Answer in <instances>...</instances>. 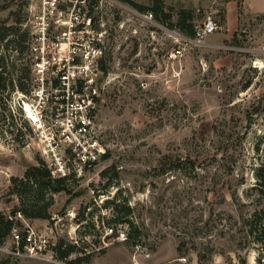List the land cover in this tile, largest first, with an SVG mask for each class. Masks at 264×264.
<instances>
[{
  "label": "rangeland",
  "instance_id": "1",
  "mask_svg": "<svg viewBox=\"0 0 264 264\" xmlns=\"http://www.w3.org/2000/svg\"><path fill=\"white\" fill-rule=\"evenodd\" d=\"M135 1L147 9L120 0L78 3L91 23L84 16L73 27L54 26L43 42L31 28L39 0H0V21L18 35L4 42V77L32 89L0 93V213L21 204L12 177L41 160L49 167L53 152L67 148L60 131L85 118L104 155L70 179L71 193L54 194L51 218H26L51 242L76 244L69 259L172 264L173 257L189 261L200 253L202 264H264V15L246 13L242 0L228 33V0L200 4L191 8L195 25L212 14L220 27L195 43L155 16L139 15L154 0ZM164 5L173 6L175 21L180 6ZM99 46L92 65L87 55ZM79 83L81 95L74 92ZM27 103L36 117L28 116ZM115 193L131 206L138 230L126 241L106 234L109 226L128 234L132 227L113 221L117 214L105 207ZM137 241L148 257L135 250ZM0 246L12 248L11 234ZM40 256L0 250V264H68L49 248Z\"/></svg>",
  "mask_w": 264,
  "mask_h": 264
},
{
  "label": "built area",
  "instance_id": "2",
  "mask_svg": "<svg viewBox=\"0 0 264 264\" xmlns=\"http://www.w3.org/2000/svg\"><path fill=\"white\" fill-rule=\"evenodd\" d=\"M90 0H39L38 10L33 12L31 21V28L33 30V38L37 40L50 39V30L54 26L68 25L73 27L74 24L85 16L86 23H91V17L86 18V14L82 17L76 6L78 3H86ZM144 19L150 20L153 17L152 11L139 13ZM219 24L212 14L206 15L204 20L199 22L195 28V35L189 40L195 43H202L203 40L214 33ZM102 54V48L93 47L90 50V54L87 58L91 61V64H97L100 55ZM93 90V89H92ZM83 93V91H82ZM77 93V94H82ZM93 94L89 97V103H94ZM90 120L85 118H76L71 120L67 128L60 131L62 142L67 145L64 153L61 154L60 149L53 152V160L51 161L49 168L52 174L56 177L67 176L73 174L74 176H81L85 169L94 167L104 155V148L99 144L98 139L91 134ZM57 148L62 146V143H56ZM66 153L69 155L66 157ZM22 223L13 228L11 232V238L13 242L12 248L7 246H0V250H6L10 253L18 256L26 257H41L40 255L46 249L54 252L55 242L49 240V235L46 231H42L32 226L30 222L21 214L17 212ZM107 235H116V238L120 241H126L129 239V234L125 230H115V227L109 226L106 228ZM147 248L143 246L140 241L135 243V250L141 252L146 257L150 255ZM182 261L187 260L186 257L180 258Z\"/></svg>",
  "mask_w": 264,
  "mask_h": 264
},
{
  "label": "trees",
  "instance_id": "3",
  "mask_svg": "<svg viewBox=\"0 0 264 264\" xmlns=\"http://www.w3.org/2000/svg\"><path fill=\"white\" fill-rule=\"evenodd\" d=\"M125 2L139 11H144L147 9L146 6H143L137 3L135 0H120ZM238 3V13L239 16L242 13V0H237ZM159 21L166 24L169 28L176 27L181 32H183L189 38H193L195 35L196 25L194 23V11L192 9L178 8L177 18L175 21H172L173 11L175 10L173 6L165 7L163 0H154L153 6L150 8ZM10 28L7 26L5 21H0V93L5 92L7 89L10 91L19 89L24 93H30L32 89L30 86L23 82H16L12 77L9 81H6L4 74L6 72V65L8 64L7 60L10 57L7 53L4 42L6 41L9 34H14L18 37L17 32L9 31ZM29 30L23 32L24 36H28ZM10 41V40H8ZM8 49V47H7ZM20 50H17V52ZM100 59L99 61H101ZM103 60L101 61V63ZM101 69L106 73V68L103 64ZM84 84L79 83L78 88L74 92L82 93ZM0 99H2L0 97ZM93 100L97 101V98L93 96ZM174 165H179L178 162H175ZM108 170L102 171V176H106ZM73 174L67 176L56 177L52 174L51 169L46 165V163L41 160L38 163L30 164L26 167L24 175L22 177L14 176L12 177V191L16 193L21 199V204L16 208L12 214L4 215L0 213V244H2L8 235L11 234L13 228L16 226V214L21 212V214L28 219H49L51 214L49 212V207L53 203L54 194L65 191L71 193L72 189L70 187V179L73 178ZM105 207H108L113 210L117 216L113 218V221H118L122 223H128L131 225L129 231V237H135L133 233H137V227L129 219V215L132 213V208L128 205L127 201H122L118 193H115L111 199L106 200L104 203ZM85 210V208H84ZM84 210L78 215V220L85 219ZM255 214V213H254ZM247 224L250 226L251 230H254V220L253 218L247 221ZM77 245L73 242H65L64 239H60L59 242L54 246L56 256L66 261L68 264H81L83 262H90L91 255L79 256L73 259H69V256L75 252ZM180 250V246H179ZM104 252V250H102ZM199 262L202 264L201 254H198Z\"/></svg>",
  "mask_w": 264,
  "mask_h": 264
},
{
  "label": "crops",
  "instance_id": "4",
  "mask_svg": "<svg viewBox=\"0 0 264 264\" xmlns=\"http://www.w3.org/2000/svg\"><path fill=\"white\" fill-rule=\"evenodd\" d=\"M217 0H163L167 5H179L180 8L191 9L198 5H206L208 2H215ZM245 12L253 15H264V0H244ZM238 3L236 0H228L226 2L225 12V30L229 33L234 30L238 23ZM215 33V32H214ZM212 33V34H214ZM210 34V35H212ZM179 257H173L170 263L172 264H201L198 257L194 256L191 260L182 261ZM185 257V256H183Z\"/></svg>",
  "mask_w": 264,
  "mask_h": 264
},
{
  "label": "bare ground",
  "instance_id": "5",
  "mask_svg": "<svg viewBox=\"0 0 264 264\" xmlns=\"http://www.w3.org/2000/svg\"><path fill=\"white\" fill-rule=\"evenodd\" d=\"M25 110L28 112V114H29L28 116L30 118L36 117L35 114L32 112V109L28 103L26 104Z\"/></svg>",
  "mask_w": 264,
  "mask_h": 264
}]
</instances>
